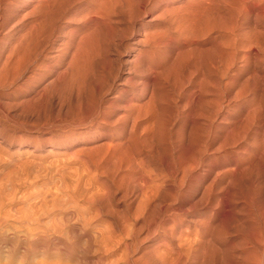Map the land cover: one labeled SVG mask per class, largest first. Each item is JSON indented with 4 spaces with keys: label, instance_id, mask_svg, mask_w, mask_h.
Masks as SVG:
<instances>
[{
    "label": "bare ground",
    "instance_id": "1",
    "mask_svg": "<svg viewBox=\"0 0 264 264\" xmlns=\"http://www.w3.org/2000/svg\"><path fill=\"white\" fill-rule=\"evenodd\" d=\"M169 1L125 0L122 68L108 84L101 79L105 87L88 108L76 102L69 123L80 141L67 126H48L41 140L69 150L80 178L92 175L84 200L111 218L109 228L124 230L117 239L125 264H264V0ZM87 5L98 17L92 28L124 9L119 0ZM89 32L58 41L56 50L73 48L68 73H60L77 93L93 60Z\"/></svg>",
    "mask_w": 264,
    "mask_h": 264
},
{
    "label": "rangeland",
    "instance_id": "2",
    "mask_svg": "<svg viewBox=\"0 0 264 264\" xmlns=\"http://www.w3.org/2000/svg\"><path fill=\"white\" fill-rule=\"evenodd\" d=\"M47 1L0 0V67H3L6 62L11 67L8 69L11 72L7 70L6 72H9L7 74L2 71V67L0 68V264H125L122 260V242H119L124 230L119 233L109 228L111 226L107 224L112 225L111 218L100 215L84 200V193L87 192L84 188L89 187L84 182L92 179V175H89V180L80 178L84 176V173H80L83 167L78 168L82 165L71 159L72 157L69 158L70 151L62 150L60 147L63 145L51 149L46 141L42 142L41 138L44 136L43 132H47L48 129V131L55 129V132H60L66 131V126L70 128V118L77 110V106L81 105L83 109L85 106L88 108L90 104L88 102H93L104 89L101 84L105 83L101 79L109 78L108 81L105 79L108 84L111 82L112 74L114 75L119 68H122L121 63L126 51H123V46L120 44L124 45L127 40L122 39L124 35L121 31L125 29L124 21L128 19L126 18L127 4L125 0H123L124 3L119 0L121 5H125V7L122 5L124 9L120 10L122 12L116 10L119 16H113L116 12L110 15V20L114 22L104 24L114 29L119 27L117 33L109 27L104 28L102 24L98 28H92L95 23H98V17L90 9L88 10L87 1L89 0H53V2L50 0L49 3ZM184 1L186 0L178 2L171 0L167 5L178 6ZM123 10L126 11L123 13ZM88 11H90L88 14L91 13L90 17L87 14ZM156 11L157 9L152 16L150 14L144 16L143 21L154 17ZM250 19L251 26L259 30L261 22L253 16ZM94 29H97L96 33L99 29L101 30L96 34ZM109 29L114 33L108 31ZM93 31L94 34H91ZM83 32H89L91 36L96 37H91L88 33L90 41L95 43L96 40V43L95 48L91 47L94 43L91 42L89 45L90 54L93 53L90 58L93 60L89 63L91 68L86 70L87 78H84L81 85V91L83 90L84 94L81 91H79L81 93L75 91L76 87L72 85L68 74V77H65L66 73H60L68 71L65 65L69 61L73 48L69 45L65 50L56 51L60 43L58 41L70 44V40L79 38L84 34ZM26 37L30 40H25ZM117 38L122 41L115 40ZM20 39L25 41L20 42ZM15 46L19 48L16 49ZM20 46L22 49L24 46L26 48L22 50ZM11 51L16 52L11 53ZM63 52L64 55L66 53L65 56L62 55ZM10 53L14 54V59L12 57L9 62L7 57ZM14 61H16L15 64H13ZM14 66V69L17 71L20 69V71L13 70ZM5 75L8 76L5 77ZM61 76L68 78L71 84L66 79H61ZM64 81L72 87L66 86L67 83L65 84ZM98 86L99 90L96 89ZM91 94L92 98L89 97ZM84 100L88 102L82 107ZM71 130L74 131L73 139L80 141L79 134H75L77 132L74 128ZM35 139L38 140L34 141ZM58 142L62 144L64 139L59 138L54 143ZM75 180H78L76 184H74ZM104 239L107 241L105 242Z\"/></svg>",
    "mask_w": 264,
    "mask_h": 264
}]
</instances>
